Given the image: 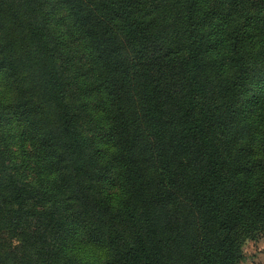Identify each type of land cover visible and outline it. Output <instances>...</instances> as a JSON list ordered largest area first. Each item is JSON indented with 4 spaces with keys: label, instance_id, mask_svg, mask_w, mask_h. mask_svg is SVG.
Returning <instances> with one entry per match:
<instances>
[{
    "label": "trees",
    "instance_id": "16d2710c",
    "mask_svg": "<svg viewBox=\"0 0 264 264\" xmlns=\"http://www.w3.org/2000/svg\"><path fill=\"white\" fill-rule=\"evenodd\" d=\"M262 238L264 0H0V264Z\"/></svg>",
    "mask_w": 264,
    "mask_h": 264
},
{
    "label": "rangeland",
    "instance_id": "374dc122",
    "mask_svg": "<svg viewBox=\"0 0 264 264\" xmlns=\"http://www.w3.org/2000/svg\"><path fill=\"white\" fill-rule=\"evenodd\" d=\"M264 238L257 242H248L244 247L245 264H257L264 260ZM261 246V248H260ZM261 253V254H259Z\"/></svg>",
    "mask_w": 264,
    "mask_h": 264
},
{
    "label": "crops",
    "instance_id": "0c3cea01",
    "mask_svg": "<svg viewBox=\"0 0 264 264\" xmlns=\"http://www.w3.org/2000/svg\"><path fill=\"white\" fill-rule=\"evenodd\" d=\"M260 248H261V246H260ZM259 254H261V253H259ZM257 264H264V260H262L260 263H257Z\"/></svg>",
    "mask_w": 264,
    "mask_h": 264
}]
</instances>
